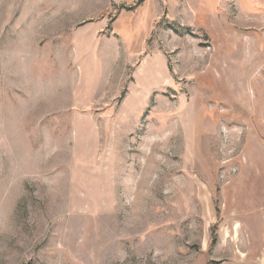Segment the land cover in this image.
Masks as SVG:
<instances>
[{"label": "rangeland", "instance_id": "obj_1", "mask_svg": "<svg viewBox=\"0 0 264 264\" xmlns=\"http://www.w3.org/2000/svg\"><path fill=\"white\" fill-rule=\"evenodd\" d=\"M263 256L264 0H0V264Z\"/></svg>", "mask_w": 264, "mask_h": 264}, {"label": "bare ground", "instance_id": "obj_2", "mask_svg": "<svg viewBox=\"0 0 264 264\" xmlns=\"http://www.w3.org/2000/svg\"><path fill=\"white\" fill-rule=\"evenodd\" d=\"M259 231V230H258ZM261 262V263H260ZM258 263H260V264H264V256L261 258V261L259 260V262Z\"/></svg>", "mask_w": 264, "mask_h": 264}]
</instances>
